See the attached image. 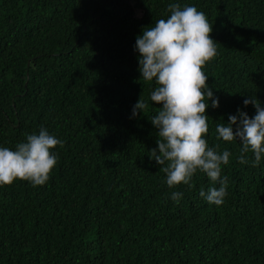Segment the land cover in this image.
Segmentation results:
<instances>
[{"label": "trees", "instance_id": "trees-1", "mask_svg": "<svg viewBox=\"0 0 264 264\" xmlns=\"http://www.w3.org/2000/svg\"><path fill=\"white\" fill-rule=\"evenodd\" d=\"M170 3L213 25L205 139L232 153L220 206L199 195L205 173L169 188L150 158L161 106L135 45ZM250 95L264 107V0H0V147L41 128L64 141L44 185H0V264H264V156L241 164L239 141L216 139L238 109L255 115Z\"/></svg>", "mask_w": 264, "mask_h": 264}, {"label": "clouds", "instance_id": "clouds-1", "mask_svg": "<svg viewBox=\"0 0 264 264\" xmlns=\"http://www.w3.org/2000/svg\"><path fill=\"white\" fill-rule=\"evenodd\" d=\"M168 11L170 16L143 29L135 45L141 78L156 84L150 101L161 106L150 118L158 136L157 148L150 150V158L166 173L169 188L189 185L197 171L205 173L213 186L207 192L202 189L199 195L220 206L228 194V177L222 176V165L229 164L232 153L227 149L218 151L219 145L209 147L205 139L209 132V101L212 108L219 107L204 72L206 64L218 54L211 36L213 25L195 6L182 8L178 3H170ZM243 104L253 105L255 115L250 117L238 109L236 115L228 116L227 123L217 124L216 139L239 141V163H248L245 154L251 152L252 166H258L264 156V107L252 95ZM148 108L149 103L140 98L133 106L132 116ZM63 145L64 141L41 128L38 134L26 135V141L18 143L14 150L0 147V185L16 180L44 185L58 159L52 150ZM182 197L181 192L171 194L176 203Z\"/></svg>", "mask_w": 264, "mask_h": 264}]
</instances>
